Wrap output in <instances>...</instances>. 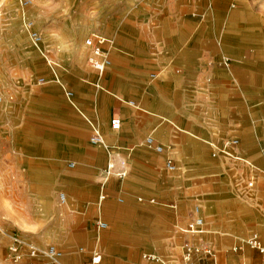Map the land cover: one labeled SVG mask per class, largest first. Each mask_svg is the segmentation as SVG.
<instances>
[{"label":"crops","instance_id":"1","mask_svg":"<svg viewBox=\"0 0 264 264\" xmlns=\"http://www.w3.org/2000/svg\"><path fill=\"white\" fill-rule=\"evenodd\" d=\"M230 1L90 0L79 8L44 9L48 34H41L42 41H51L43 54L59 65L58 83L72 92L74 104L52 112L61 126L72 118L76 124L64 127L79 130L70 141L74 151H59L53 169L46 163L49 168L24 173L54 179L44 185L48 194L42 199L14 198V232L39 234L40 245L55 244L63 264H93L97 250L99 264H183L186 243L200 248L196 264L262 261L244 241L257 233L264 244V140L258 134L264 128V88L252 74L243 78L235 65L219 62V35L226 33L225 47H248L243 19L257 14L231 8ZM92 35L106 39L111 63L103 73L89 59L85 39ZM60 85L53 87L63 98ZM114 117L122 121L118 131L111 128ZM89 121L99 127L105 146L90 141ZM149 136L162 152L146 145ZM234 138L239 144L229 147L232 156L223 153ZM122 160L126 177L104 183L109 162L119 170ZM251 178L257 179L254 189L247 186ZM19 191L21 184L14 183ZM103 191L107 198L98 206ZM99 216L107 223L101 230ZM198 217L204 232H186Z\"/></svg>","mask_w":264,"mask_h":264},{"label":"rangeland","instance_id":"2","mask_svg":"<svg viewBox=\"0 0 264 264\" xmlns=\"http://www.w3.org/2000/svg\"><path fill=\"white\" fill-rule=\"evenodd\" d=\"M85 3L89 5L90 0H0V264L20 263L14 262L10 251L14 237L42 249L48 246L40 245L42 238L39 234L26 235L19 229L14 232L16 200L21 198L20 195L42 199L48 194L44 185L47 181L52 182L53 176L47 177L40 172L31 176L24 173L49 168L46 163H50L53 169L54 157L59 151H74L75 146L70 141L79 128L64 127L66 123L76 124L72 118L63 121L61 126L59 117L52 112L59 106L74 109V104L73 99L66 96L68 87L58 83L59 65L48 62L43 54L47 55L51 40L46 37V45L42 41L41 34H48L42 12L44 9L57 10L61 6L79 8ZM230 7H249L257 16L243 19L247 28L241 35L250 42L248 47H225L226 33L223 31L219 35L224 49L219 62L226 67L235 65L243 78L252 74L259 87L264 88V0H231ZM53 84L60 85L63 98L58 96V89ZM49 100L55 101L54 104ZM259 102L262 109L263 95H260ZM259 119V126H262L264 109L260 110ZM90 131L91 141L93 129ZM258 131L264 140V128L259 127ZM66 162L69 166L73 164L70 159ZM14 183L21 184L19 193L14 192ZM63 196L61 193L62 202Z\"/></svg>","mask_w":264,"mask_h":264},{"label":"built area","instance_id":"3","mask_svg":"<svg viewBox=\"0 0 264 264\" xmlns=\"http://www.w3.org/2000/svg\"><path fill=\"white\" fill-rule=\"evenodd\" d=\"M106 42V39L103 37H97L95 35H92L91 37L87 38L86 44L91 48L92 51V56L89 58L91 64L94 65V67L100 72L103 73L106 68L110 65L111 59L109 57L108 51L104 48V44ZM67 96L69 99L72 97V92L67 91L66 92ZM92 129H93V135L91 137V142L96 145H101L105 146V140L103 135L100 132L99 127L94 124L93 122L89 121ZM122 127V121L119 117H114L111 120V128L114 131L120 130ZM239 144V139L234 138L230 139L225 143L224 148L222 149V152L231 155L229 151L230 146H236ZM146 145L151 148H155L158 152L163 151V146L160 144H157L152 136H149L146 139ZM263 153H264V147H263ZM122 168L117 170L116 165L114 162H109L106 170H105V175H104V183L109 180L110 177L116 176L118 178H124L127 175V160H122ZM73 165V164H72ZM167 166L170 169L175 168V164L173 159H168L167 160ZM261 174L264 176V169L262 170ZM256 178H251L247 186L249 189H254L256 188ZM103 183V184H104ZM262 186L264 188V179ZM107 198V194L103 191L100 195L99 198V204ZM64 199V196H63ZM122 200V199H120ZM140 201H143L142 198H139ZM97 227L98 229H103L107 227V223L102 219V217H98L97 219ZM186 232L189 233H194V234H199L204 232V221L201 217L196 218L195 220L191 221L187 228L185 229ZM245 245H248L252 247L253 249L258 250L262 255L263 259L259 263H248L247 261H242L240 264H264V244L261 241L259 235L257 233H254L252 236L247 238L244 241ZM235 250H238L239 247H235ZM10 251L12 253V258L14 259V262H21L25 260L26 258L31 259L32 262L31 264H63L62 263V257H63V252L59 250L56 246L54 245H49L46 249H42L35 245L34 243L24 241L20 238L14 237V241L12 245L10 246ZM200 252V248L197 246L191 244V243H186L184 246V252H183V264H196L195 260V255L196 253ZM205 252L207 254H212L213 250L211 248H206ZM144 257L148 260H159L160 257L153 255V254H146ZM102 259V255L100 251H94L92 255V263L93 264H99ZM165 264L164 262H162Z\"/></svg>","mask_w":264,"mask_h":264},{"label":"bare ground","instance_id":"4","mask_svg":"<svg viewBox=\"0 0 264 264\" xmlns=\"http://www.w3.org/2000/svg\"><path fill=\"white\" fill-rule=\"evenodd\" d=\"M87 40V39H86Z\"/></svg>","mask_w":264,"mask_h":264}]
</instances>
